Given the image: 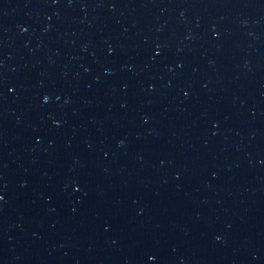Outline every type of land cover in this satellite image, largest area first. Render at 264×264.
I'll list each match as a JSON object with an SVG mask.
<instances>
[{"label": "water", "instance_id": "water-1", "mask_svg": "<svg viewBox=\"0 0 264 264\" xmlns=\"http://www.w3.org/2000/svg\"><path fill=\"white\" fill-rule=\"evenodd\" d=\"M0 264H264V0H0Z\"/></svg>", "mask_w": 264, "mask_h": 264}]
</instances>
